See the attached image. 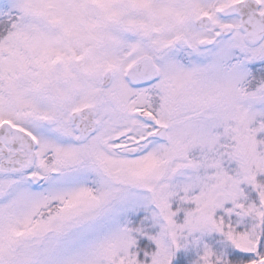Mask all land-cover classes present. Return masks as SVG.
Masks as SVG:
<instances>
[{"label": "rangeland", "instance_id": "rangeland-1", "mask_svg": "<svg viewBox=\"0 0 264 264\" xmlns=\"http://www.w3.org/2000/svg\"><path fill=\"white\" fill-rule=\"evenodd\" d=\"M146 1L0 0V125L34 134L37 165L50 154L59 173L39 168L47 178L40 187L22 177L0 186V264H173L182 253L195 257L192 264H213L217 240L256 249L264 85L248 84L264 64V40L246 44L237 22L225 38L219 18L198 32L191 19H164L176 9L142 8ZM207 3L198 0L194 15ZM180 35L193 50H177ZM204 40L215 44L199 48ZM143 54L158 57L164 72L136 88L125 71ZM105 64L113 83L84 144L68 114L95 98V82L103 89ZM145 108L171 124L168 143L150 141L133 157L115 153L124 124L140 127L134 136L148 133L137 115ZM48 116L60 123L46 126ZM140 240L155 246L143 261Z\"/></svg>", "mask_w": 264, "mask_h": 264}, {"label": "flooded vegetation", "instance_id": "flooded-vegetation-1", "mask_svg": "<svg viewBox=\"0 0 264 264\" xmlns=\"http://www.w3.org/2000/svg\"><path fill=\"white\" fill-rule=\"evenodd\" d=\"M197 1L198 0H147L146 2H144L141 5V7L142 8H156V7H158V9H164V8L176 9L177 12H175V14H169V15H163V16H164L165 20L179 21V22H184L185 20L188 21L191 19L190 21H192L194 23L197 18H199L205 14H209L212 17V25H213L214 20L216 18L220 19V21H219L220 23H218V26L216 24H215V26L217 27L218 30L220 29L221 32H222L223 28L226 26L230 25V26L235 27V24H233L231 22L239 23V27H240V24L243 20V17L241 15H231V16H228L226 18L221 16L220 11L224 7H226L230 4L236 3L238 1H241V3L245 2V4L243 5V9L245 10V12L248 11L251 13H264V0H216L218 2V4H216V5H218V8L215 11V13H213V6L215 5L214 0H202V1H208L207 7L204 10H202L198 15H194L192 10H193L194 5H197ZM209 3L211 4L210 6H209ZM221 22H223V23H221ZM208 29H204V30H198L197 29V30H198V32H203V31L208 30ZM131 32H133V30H131ZM182 33H184V32H182ZM242 35H243V33H242ZM183 47H185L189 50H193V46L187 47L184 45L177 47V50H182ZM168 48H169L168 51L173 50V48L170 49L171 47H168ZM195 49L196 48H194V50ZM196 50H198V49H196ZM145 55H148V54L141 55L135 61H137L139 58H141ZM149 56H151V55H149ZM151 57H153V56H151ZM165 57H166V55H165ZM157 58L158 57H156V56L153 57L156 65L159 68L160 78H161L163 76V72H164V70H163L164 64H162L163 62H158ZM133 63H131L130 65H132ZM112 67L113 66H111L110 64H105L103 70L105 71L106 69H109ZM101 80H102V78H101ZM112 83H113V81H112ZM99 85H100L99 82H95V86H94L95 98L93 100H91V102H88L84 105H81L78 108H74L68 114L69 120H70V125L74 130V133H75L77 140H79L80 142H82L84 144H86V142L97 132L98 125H99L98 114L100 113V109H101V104H99V100L105 94V90H107L111 86L110 85L107 89L103 88L101 90V89H99ZM101 87H102V82H101ZM108 101L112 102V98H108ZM83 109H86V110H84V111H86V114H84L81 117V119H78V123L75 124L72 120L73 113L75 111L81 112ZM145 109L146 110H143L141 113L138 112L137 115L139 118L142 117V122L144 123L142 128L144 130H146L148 133L142 134L140 136L139 135L134 136L133 134H134V130H136V126H137V129L140 127L138 125H135V126H132V129H128L127 127L129 125L124 124L122 126V131H120V133H117V135H115V137L112 140V143H113L112 150L115 153H117L119 155H123L124 150H132V151L136 150V154H135V156H136V155L140 154L143 151V149H145L146 144L150 141H157V142L166 143V144L168 143V142H162V141L158 140L155 135H156V131L159 129V127L161 125H167L168 126V132H169L171 129V124L170 123H161V122L157 121L156 117L154 115V112L151 110V108H145ZM135 113L136 112H133L134 117H136ZM93 114H95L94 118H95L96 123H97L96 132L91 137H89L88 139H86V140L82 139L80 133L78 132V128H79L78 125L79 126L82 125L83 122L86 121V117L91 116ZM151 116H152V118H151ZM59 123H60V119H58L57 122L52 126H56ZM44 124H45V122H44ZM1 125H0V127H1ZM14 126L20 127L17 124H14ZM46 126H48V125H46ZM52 126H49V127H52ZM32 135L35 137L34 134H32ZM169 138H170V136H169ZM36 140H37V146L35 148L36 157L34 160V165L30 168V170L22 172V173L17 174V175L16 174L13 175V174L0 173V186L1 185L7 186L8 184H10V182H8L7 179L12 178V177L26 178L27 181L33 185V183L30 181V177H32V176H39L42 178V181L39 184L33 185L34 187H40V186L45 184L46 179H47L46 175L45 176L40 175L38 173V169L39 168L46 169V170L52 169L54 160L52 159V155L48 154L44 159V165H42L40 167L37 165L38 158H39L38 147H39L40 142L37 138H36ZM19 143H20V140L14 135V133H11L10 135L6 134L4 136V139H0V168L4 165V163L12 161L18 155V153H17L18 151L14 147H12L11 144L18 145ZM88 154H91V153H88ZM123 156L133 157V156H129V155H123ZM65 171H67V168H64L63 172H65ZM50 173L52 175H58L59 174V173L57 174L53 169L50 171Z\"/></svg>", "mask_w": 264, "mask_h": 264}, {"label": "water", "instance_id": "water-1", "mask_svg": "<svg viewBox=\"0 0 264 264\" xmlns=\"http://www.w3.org/2000/svg\"><path fill=\"white\" fill-rule=\"evenodd\" d=\"M244 3H235L225 7L221 14L223 16H231V15H241L243 20L241 22V30L245 34V42L255 47L259 45L264 38V14L258 15L257 17L254 13L245 12L243 9ZM196 26L199 29L207 28L211 25V17L209 15H205L195 21ZM233 28L228 26L225 28L223 35L229 36L231 35ZM143 39L147 41V35H143ZM178 46H182L183 44H187L190 46L189 42L184 36H181L176 41ZM211 45V42L204 41L200 44L201 47H208ZM126 78L130 81L131 85L135 87L146 86L154 81L159 79V69L155 65L153 59L149 56H145L139 59L134 65H132L126 74ZM112 80V72L111 70H107L103 76V86L108 87L111 84ZM86 113H74V122L77 123L78 119ZM93 116L86 117V121L83 122L81 126H79L78 131L80 132L83 139H88L92 134L95 133L96 130V122L92 119ZM152 118V117H151ZM55 118H47L45 123L48 125H53L55 123ZM168 126L161 125L156 132L157 139L161 141H168L169 137L167 134ZM14 133L15 136L20 140L18 145L11 144L18 152V155L10 162L4 163V165L0 168V173L3 174H18L24 171L30 170V168L34 165V160L36 157V140L34 137L24 131L21 128L15 127L9 122H5L0 129V139H4V136L10 135ZM124 154L127 155H135L136 150H124ZM31 181L34 184H38L41 181V178L38 176H34L31 178ZM255 264H264V259L259 260Z\"/></svg>", "mask_w": 264, "mask_h": 264}, {"label": "trees", "instance_id": "trees-1", "mask_svg": "<svg viewBox=\"0 0 264 264\" xmlns=\"http://www.w3.org/2000/svg\"><path fill=\"white\" fill-rule=\"evenodd\" d=\"M264 85V64L256 66L252 73V81L248 84L250 89H259L261 85ZM261 220V221H260ZM259 221H257L259 231L254 239L255 250L247 251L244 247H237L235 244L230 242L226 246L220 244L217 241L214 242V258L213 264H254L260 259L264 258V213ZM234 225H230L231 231L236 234H241V229H235ZM247 229L250 230V227ZM227 237L222 238L223 241H226ZM138 253H141V260H144V257L152 255L155 252V246L148 240H140ZM148 260V259H145ZM196 262L195 257L192 254L185 255L180 254V257L175 259L173 264H192Z\"/></svg>", "mask_w": 264, "mask_h": 264}]
</instances>
